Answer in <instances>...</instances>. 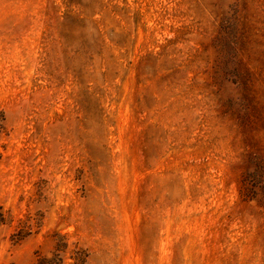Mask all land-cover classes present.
<instances>
[{"label": "rangeland", "instance_id": "374dc122", "mask_svg": "<svg viewBox=\"0 0 264 264\" xmlns=\"http://www.w3.org/2000/svg\"><path fill=\"white\" fill-rule=\"evenodd\" d=\"M0 264H264V0H0Z\"/></svg>", "mask_w": 264, "mask_h": 264}, {"label": "trees", "instance_id": "16d2710c", "mask_svg": "<svg viewBox=\"0 0 264 264\" xmlns=\"http://www.w3.org/2000/svg\"><path fill=\"white\" fill-rule=\"evenodd\" d=\"M5 223V217L3 213L0 211V225ZM51 261L49 262L47 258H40L39 261L36 264H50Z\"/></svg>", "mask_w": 264, "mask_h": 264}]
</instances>
